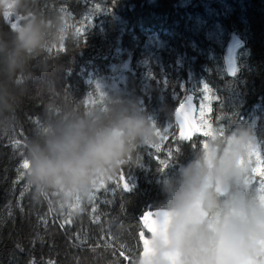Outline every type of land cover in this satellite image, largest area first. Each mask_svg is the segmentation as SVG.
I'll use <instances>...</instances> for the list:
<instances>
[{
    "label": "trees",
    "instance_id": "1",
    "mask_svg": "<svg viewBox=\"0 0 264 264\" xmlns=\"http://www.w3.org/2000/svg\"><path fill=\"white\" fill-rule=\"evenodd\" d=\"M44 6L67 11L80 37L70 51L57 49L46 81L85 107L103 99L101 87L135 95L161 126L160 150L147 146L130 157L79 215L36 204L21 164L43 105L28 101L24 126L0 139V264H106L108 252L117 264H135L140 233L148 236L141 218L158 210L161 178L206 143L205 133L248 122L264 139V0H45ZM118 73L124 79L117 87L111 82ZM205 85V125L183 139L172 113Z\"/></svg>",
    "mask_w": 264,
    "mask_h": 264
},
{
    "label": "clouds",
    "instance_id": "2",
    "mask_svg": "<svg viewBox=\"0 0 264 264\" xmlns=\"http://www.w3.org/2000/svg\"><path fill=\"white\" fill-rule=\"evenodd\" d=\"M44 5L0 0V139L18 134L24 105L39 98L43 112L24 146L29 194L75 216L130 157L160 142L161 126L135 95L101 87L103 99L85 107L46 81L57 49L70 51L80 37L67 11ZM261 155L255 123L210 129L161 178L156 231L135 264H264ZM109 255L106 264H117Z\"/></svg>",
    "mask_w": 264,
    "mask_h": 264
},
{
    "label": "snow or ice",
    "instance_id": "3",
    "mask_svg": "<svg viewBox=\"0 0 264 264\" xmlns=\"http://www.w3.org/2000/svg\"><path fill=\"white\" fill-rule=\"evenodd\" d=\"M204 87L207 88L208 86L205 85ZM176 119L179 122V126L181 128L184 127L185 123H187L189 125V127L187 129V134H185V132L181 131L180 137L183 138V139H190L192 131L194 129H196V125L194 123H192L191 121L187 120V118L183 116V114L181 113V110L179 108L176 110ZM160 134L162 136L161 131H160ZM205 135H209V132L205 133ZM151 146L153 148H155L157 151L160 150V145L159 144H155V145H151ZM164 163H165L164 161H161V164H164ZM27 168H28V162H27L26 159H24L23 163L21 164V170H26ZM23 174H24V171H21V175H23ZM120 179H123V177L121 176ZM104 186H105V182H102L100 187L97 189V192H99L101 188H104ZM124 188L128 189V190H131L127 183L124 184ZM93 211H95V209H93ZM159 214L160 213L158 211L155 212V214H154L155 218L151 219V220L148 219V215H151V214L145 215L144 217L141 218L143 228L146 229L147 232L150 233V235L155 234L156 229L154 227V224H155L156 218L159 216ZM140 236L141 237L143 236V232L140 233ZM148 242H149L148 239H144L143 240L142 249L144 251L147 250L146 246H147Z\"/></svg>",
    "mask_w": 264,
    "mask_h": 264
},
{
    "label": "rangeland",
    "instance_id": "4",
    "mask_svg": "<svg viewBox=\"0 0 264 264\" xmlns=\"http://www.w3.org/2000/svg\"><path fill=\"white\" fill-rule=\"evenodd\" d=\"M229 68L232 69L233 65H229ZM124 79V76L122 73H118L116 75V81L113 80L111 83L113 86L118 87V82L122 81ZM187 99H190L192 101L193 107L197 110V125L196 129L192 131V134L194 132H200V130L205 125V115L210 109V92L207 88H204L203 93L199 96L190 94ZM179 123V122H178ZM188 124L185 123L184 127L182 128L183 131H185V134H187ZM198 129V130H197ZM264 156L261 155V159H263ZM259 169L262 170V165L259 166ZM259 174V171H258Z\"/></svg>",
    "mask_w": 264,
    "mask_h": 264
},
{
    "label": "water",
    "instance_id": "5",
    "mask_svg": "<svg viewBox=\"0 0 264 264\" xmlns=\"http://www.w3.org/2000/svg\"><path fill=\"white\" fill-rule=\"evenodd\" d=\"M179 109L181 110V113L183 114V116L187 118V120H189V121H191L192 123H194L195 125H197V110L193 107V105H192V101H191V100L187 99L186 101H184V102L181 104V106H180ZM188 126H189V125H188ZM157 211H158V210H155V211H148V212H146V213L143 215V217H144L145 215L151 214V215H148V219H149V220L154 219V218H155L154 214H155V212H157ZM145 231L147 232L146 229H145ZM147 234H148V236L143 235L142 237H140L141 248H142V246H143V240H144V239H149V237H150V233L147 232ZM141 253H142V250H141Z\"/></svg>",
    "mask_w": 264,
    "mask_h": 264
}]
</instances>
